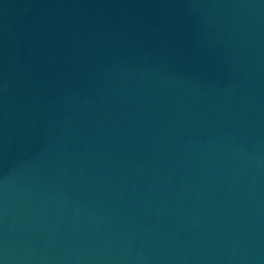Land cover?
Returning a JSON list of instances; mask_svg holds the SVG:
<instances>
[{"label": "water", "instance_id": "water-1", "mask_svg": "<svg viewBox=\"0 0 264 264\" xmlns=\"http://www.w3.org/2000/svg\"><path fill=\"white\" fill-rule=\"evenodd\" d=\"M0 264H264V0H0Z\"/></svg>", "mask_w": 264, "mask_h": 264}]
</instances>
